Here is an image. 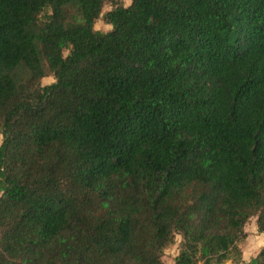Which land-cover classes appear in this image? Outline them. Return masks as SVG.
Returning a JSON list of instances; mask_svg holds the SVG:
<instances>
[{
	"label": "trees",
	"instance_id": "1",
	"mask_svg": "<svg viewBox=\"0 0 264 264\" xmlns=\"http://www.w3.org/2000/svg\"><path fill=\"white\" fill-rule=\"evenodd\" d=\"M0 135V264L243 263L264 0H0Z\"/></svg>",
	"mask_w": 264,
	"mask_h": 264
},
{
	"label": "rangeland",
	"instance_id": "2",
	"mask_svg": "<svg viewBox=\"0 0 264 264\" xmlns=\"http://www.w3.org/2000/svg\"><path fill=\"white\" fill-rule=\"evenodd\" d=\"M123 3L126 5V0H122ZM132 2V0H131ZM128 3L127 5L131 4ZM113 8V6L110 3H107L103 9V14L110 11ZM95 28L97 30L103 31V32H108L112 30V25L108 24L105 22L103 19V16L97 20ZM68 50L65 52V55L68 54ZM55 82V78L53 75L48 74L45 78L42 80V84L48 85ZM3 142V136L0 135V146ZM1 195V193H0ZM245 231L247 232V237L240 242V247L242 248L243 252H245L247 255L250 256V258H253L254 256L256 257L261 249L264 247V244H260L257 246V237L264 236V233L259 232L258 227H257V217H253L250 219V221L246 224L245 226ZM179 238V239H178ZM182 240V236L177 235L176 241L174 244L170 245L166 250L165 254L163 257L164 264H175V258L179 253V244ZM225 264H234L232 260L226 261ZM241 264H244L241 263Z\"/></svg>",
	"mask_w": 264,
	"mask_h": 264
},
{
	"label": "clouds",
	"instance_id": "3",
	"mask_svg": "<svg viewBox=\"0 0 264 264\" xmlns=\"http://www.w3.org/2000/svg\"><path fill=\"white\" fill-rule=\"evenodd\" d=\"M130 2H131V0H126V5L128 3H130ZM256 239H257V242H258L257 246H259L260 244H264V236L257 237Z\"/></svg>",
	"mask_w": 264,
	"mask_h": 264
},
{
	"label": "crops",
	"instance_id": "4",
	"mask_svg": "<svg viewBox=\"0 0 264 264\" xmlns=\"http://www.w3.org/2000/svg\"><path fill=\"white\" fill-rule=\"evenodd\" d=\"M255 257V256H254ZM252 258H250L249 255H247L245 252H243V262L244 264H247L248 262L251 261Z\"/></svg>",
	"mask_w": 264,
	"mask_h": 264
}]
</instances>
